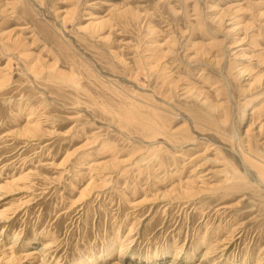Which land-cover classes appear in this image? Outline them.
Masks as SVG:
<instances>
[{
    "label": "rangeland",
    "instance_id": "374dc122",
    "mask_svg": "<svg viewBox=\"0 0 264 264\" xmlns=\"http://www.w3.org/2000/svg\"><path fill=\"white\" fill-rule=\"evenodd\" d=\"M259 165L264 0H0V264H264Z\"/></svg>",
    "mask_w": 264,
    "mask_h": 264
},
{
    "label": "bare ground",
    "instance_id": "6f19581e",
    "mask_svg": "<svg viewBox=\"0 0 264 264\" xmlns=\"http://www.w3.org/2000/svg\"><path fill=\"white\" fill-rule=\"evenodd\" d=\"M261 110H262V109H261ZM260 167H261V168H264V166L259 165L258 168H260ZM262 170H263V169H262ZM263 171H264V170H263ZM202 183H203V182H202ZM204 187H205V186H204Z\"/></svg>",
    "mask_w": 264,
    "mask_h": 264
}]
</instances>
